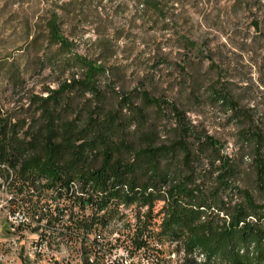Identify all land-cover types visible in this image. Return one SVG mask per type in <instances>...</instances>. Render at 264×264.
Listing matches in <instances>:
<instances>
[{
    "label": "trees",
    "instance_id": "obj_1",
    "mask_svg": "<svg viewBox=\"0 0 264 264\" xmlns=\"http://www.w3.org/2000/svg\"><path fill=\"white\" fill-rule=\"evenodd\" d=\"M94 1L50 0L0 55V187L12 212L73 248L76 264H112L113 241L130 264H264V112L251 94L263 92L264 57L256 83L179 35L198 50L195 68L185 56L193 67L183 63L177 85L130 88L114 39L97 37L88 54L65 32ZM137 2L165 19L161 0ZM205 107L233 129L230 151Z\"/></svg>",
    "mask_w": 264,
    "mask_h": 264
},
{
    "label": "rangeland",
    "instance_id": "obj_2",
    "mask_svg": "<svg viewBox=\"0 0 264 264\" xmlns=\"http://www.w3.org/2000/svg\"><path fill=\"white\" fill-rule=\"evenodd\" d=\"M50 0H0V55L13 52L24 39L22 17L34 20ZM60 4L68 0H59ZM166 17L156 16L152 10L145 14L137 0H95L89 6L76 7L67 17L66 33L76 32L78 50L93 54L94 41L99 36L114 39L116 60L126 71L128 87L145 83L148 87L166 90L181 80L180 67L188 69L197 64V49L187 51L179 35L192 39L197 47L206 48L223 67H238V72L252 75L256 82L257 72L264 57V0H161ZM259 22L260 27L255 25ZM253 37L256 39L253 40ZM246 44L245 47H242ZM208 52V53H207ZM189 56L195 60L193 66ZM166 58L162 61L161 59ZM160 62V63H159ZM258 62V63H256ZM156 63L158 65H156ZM205 59L203 68L209 65ZM192 68V70H194ZM45 70L43 74H48ZM34 76L30 82H39ZM257 83V82H256ZM39 84V83H38ZM263 92L253 90L255 100L264 112ZM204 119L211 131L227 141V149L233 146V129L223 127L217 108L205 107ZM196 116V115H195ZM6 185L0 187V264H76L79 257L74 249L63 242L49 245L34 228L26 223L13 229L10 215L14 207L9 201ZM31 217V215L29 214ZM49 232V231H48ZM113 236H118L114 234ZM109 263L119 260L130 264L131 257L115 243ZM175 259L176 257L173 256ZM173 264H176L174 261Z\"/></svg>",
    "mask_w": 264,
    "mask_h": 264
},
{
    "label": "built area",
    "instance_id": "obj_3",
    "mask_svg": "<svg viewBox=\"0 0 264 264\" xmlns=\"http://www.w3.org/2000/svg\"><path fill=\"white\" fill-rule=\"evenodd\" d=\"M10 219L12 222L13 229L15 230L25 222L29 221V215L24 209H18L11 213Z\"/></svg>",
    "mask_w": 264,
    "mask_h": 264
},
{
    "label": "bare ground",
    "instance_id": "obj_4",
    "mask_svg": "<svg viewBox=\"0 0 264 264\" xmlns=\"http://www.w3.org/2000/svg\"><path fill=\"white\" fill-rule=\"evenodd\" d=\"M202 257H203V255H200V256L198 255V258H199V259H202Z\"/></svg>",
    "mask_w": 264,
    "mask_h": 264
}]
</instances>
